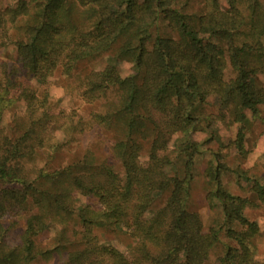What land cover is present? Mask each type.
Wrapping results in <instances>:
<instances>
[{
    "label": "trees",
    "instance_id": "1",
    "mask_svg": "<svg viewBox=\"0 0 264 264\" xmlns=\"http://www.w3.org/2000/svg\"><path fill=\"white\" fill-rule=\"evenodd\" d=\"M224 1L225 8L220 0H16L0 10V43L15 46L14 63L0 64V121L12 112L0 126V220L24 216L16 241L0 223V264H203L219 246L216 264L251 263L246 244L256 228L244 212L264 206V182L250 181L258 203L231 194L222 181L231 171L225 155L212 152L204 199L221 220L203 231L188 210L200 144L181 152L183 177L167 171L174 136L227 117L236 124L235 152L245 158V123L261 119L264 88L253 77L264 75V0ZM105 56L131 73L107 63L80 82L83 102L103 101L88 125L110 135L104 156L86 151L62 167H38L60 148L47 135L39 86ZM209 98L217 115L204 113ZM65 129L81 132L85 123ZM79 196L90 203L77 205ZM52 226L53 245L40 251L35 238ZM95 230L125 232L133 243L126 251L103 247Z\"/></svg>",
    "mask_w": 264,
    "mask_h": 264
},
{
    "label": "rangeland",
    "instance_id": "2",
    "mask_svg": "<svg viewBox=\"0 0 264 264\" xmlns=\"http://www.w3.org/2000/svg\"><path fill=\"white\" fill-rule=\"evenodd\" d=\"M16 0H0V10L7 7L14 8ZM223 8L225 1L220 0ZM13 35V34H12ZM15 46L12 41L0 43V64L14 63ZM115 64L120 71L121 76L131 73V67L127 63H115L113 58L103 57L94 62L81 64L71 75L54 74L45 85L39 86L38 90H44L47 94V108L50 120L46 126L47 135L53 137V142L60 146L59 151L54 158L47 159L45 153L41 159L37 160V166L49 168L62 167L69 161L79 158L86 151H90L97 157L104 156L107 141L110 135L104 130L91 127L89 128L90 115L92 112L100 109L102 100L88 104L82 101L79 96L81 87L80 82L88 72H96L103 65ZM232 77V71L229 66L224 71V79ZM254 83L264 88V75L253 77ZM207 105L203 106L204 113L217 115L219 106L215 99L209 98ZM261 119H249L245 123V148L248 150L245 158H242L235 152L234 135L236 124L232 123L227 117L214 120L206 131H199L186 136H174L168 146V155L173 161V166L168 167L167 171L171 174L177 173L180 177L184 176L182 151L191 143L200 144L202 155H196L193 163V179L190 184V196L188 200V210L196 212L199 215L203 231L215 226L221 220V211L216 205L210 208L205 202V179L204 172L208 162L212 159L211 153H223L226 162L231 171L222 177L226 189L233 195L245 197L254 203H258L256 196L249 190L250 181L253 178L264 182V105L261 106ZM12 118V112L5 111L2 115L0 126L5 127ZM78 120L85 123L83 131L76 129L70 133L65 131L66 125L75 124ZM212 142H206L211 136ZM49 153V149H44ZM47 160V161H46ZM233 170L242 172L244 178L239 179ZM246 178V179H245ZM90 203L88 198L79 196L77 205L84 206ZM248 221L254 224L256 228L255 235L247 242V247L251 252L250 264H264V206L250 207L244 212ZM0 223L7 228L10 241H16V236L24 227V216L4 217ZM56 227L52 226L35 238V244L40 251L48 250L53 245V237ZM99 245L103 247L126 251L132 245L133 241L125 232L106 233L102 230H95ZM220 241L234 245L228 241L223 234L220 235ZM222 253V247H215L211 250L207 260L203 264H216L217 257ZM32 264H57L55 259L49 261L37 259Z\"/></svg>",
    "mask_w": 264,
    "mask_h": 264
}]
</instances>
